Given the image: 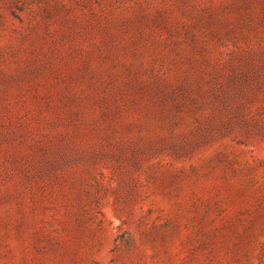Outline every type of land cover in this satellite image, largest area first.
I'll use <instances>...</instances> for the list:
<instances>
[{"label": "rangeland", "instance_id": "rangeland-1", "mask_svg": "<svg viewBox=\"0 0 264 264\" xmlns=\"http://www.w3.org/2000/svg\"><path fill=\"white\" fill-rule=\"evenodd\" d=\"M0 264H264V0H0Z\"/></svg>", "mask_w": 264, "mask_h": 264}]
</instances>
